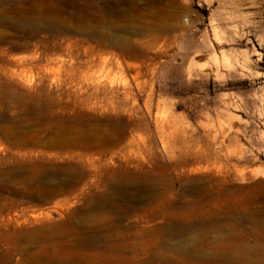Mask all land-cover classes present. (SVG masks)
Returning <instances> with one entry per match:
<instances>
[{"label":"rangeland","instance_id":"rangeland-1","mask_svg":"<svg viewBox=\"0 0 264 264\" xmlns=\"http://www.w3.org/2000/svg\"><path fill=\"white\" fill-rule=\"evenodd\" d=\"M156 195L264 264V0H0V264L220 255Z\"/></svg>","mask_w":264,"mask_h":264},{"label":"bare ground","instance_id":"bare-ground-1","mask_svg":"<svg viewBox=\"0 0 264 264\" xmlns=\"http://www.w3.org/2000/svg\"><path fill=\"white\" fill-rule=\"evenodd\" d=\"M157 1L160 2L161 0H157ZM169 15H173V14L169 13ZM78 29L82 30V28L80 26ZM146 199H147L146 203H147V205L149 204V206L146 208L144 207L145 208L144 211L147 209H150L153 212L158 213L160 215L161 219L166 217L169 221H171L170 227H166L165 230L162 229L161 231H159L160 235H161V236L159 235L160 237L168 238L171 240V238H174V237H182L186 234L193 233L199 237L197 249L200 250L204 247H211L212 246L215 249L220 250V255L218 254V256H216V257H207V256H201L200 254L194 253V250H191V248L189 247V249H188V256H189L188 260L178 261V260H175L173 257H171V255H169L167 252H169V251L170 252L180 251L181 249L180 248L174 249L170 245L171 243L168 242V244H167V241H165L166 243H164V244L162 243L163 245L160 246L159 251L155 250L154 254L156 256H154V257L151 256L153 258L149 261V263H151V264H231L232 261L234 262V261L238 260V246H235L232 243H230L231 241L236 239L235 233H230L227 236H219L211 242L207 240L208 233L221 230L228 223L227 220H224L223 222H218V221H216V219L213 220V219L204 218V217L198 218V216H197V217H193V218L189 217V218L184 219V221H182V222L181 221L178 222V221L174 220V217L177 213V210L175 211L177 206L174 204L176 206V208H174L175 206L173 207L172 203L170 204L171 200L167 203L166 198L158 197L157 195H156V197H154V196L151 198L147 197ZM119 207L121 209L122 206H118L117 204L116 205L114 204V206L110 207V209L113 211L115 209L117 212V209L120 210ZM165 212H167V213H165ZM154 219H156V218H154ZM235 224H236V222H235ZM159 232H157V235ZM84 244H86V243H84ZM152 254H153V251H152ZM147 263H148V260H147Z\"/></svg>","mask_w":264,"mask_h":264}]
</instances>
